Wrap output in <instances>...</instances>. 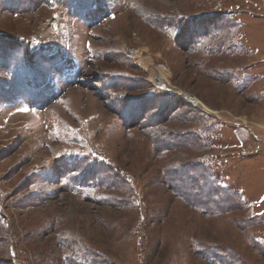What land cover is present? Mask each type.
<instances>
[{
	"label": "rangeland",
	"instance_id": "1",
	"mask_svg": "<svg viewBox=\"0 0 264 264\" xmlns=\"http://www.w3.org/2000/svg\"><path fill=\"white\" fill-rule=\"evenodd\" d=\"M1 35L0 264H264V0H47Z\"/></svg>",
	"mask_w": 264,
	"mask_h": 264
},
{
	"label": "trees",
	"instance_id": "2",
	"mask_svg": "<svg viewBox=\"0 0 264 264\" xmlns=\"http://www.w3.org/2000/svg\"><path fill=\"white\" fill-rule=\"evenodd\" d=\"M47 0H0V15L5 13H10V14H14V13H28V12H33L35 11L41 4L46 3ZM4 35H1V39H0V61H1V57L4 56V54L6 55V59H10V60H20V56H23V52L26 50L27 46L25 41H23V39L17 38L15 36L13 37H9L7 35H5V37H3ZM27 51V50H26ZM25 53V52H24ZM42 55V54H41ZM158 143L161 144V146H170V142L163 140V139H158ZM203 182H205V180H202ZM169 182L172 183V179H169ZM174 184V183H172ZM187 187L189 190H199L202 191L201 189H205L207 188L208 190H204L203 194L201 193V197L200 200L204 203L205 202H210L211 200L213 201V197L216 196V191L215 188L211 187L208 184H203L201 186V188H199L197 185H195L194 183H186ZM177 191L179 192V187L175 186ZM187 187L185 186V188L187 189ZM210 189L214 192H211ZM181 191V190H180ZM182 193V191H181ZM183 194V193H182ZM191 200H194L193 198H191ZM206 205V203H205ZM2 221L0 220V223ZM3 226L4 223H1ZM90 253V252H89ZM92 257V258H91ZM78 259V258H77ZM84 261L86 263H92V261H95L96 264H100V257L99 255L94 254L93 252H91V254L89 255H85L84 257ZM89 261V262H88Z\"/></svg>",
	"mask_w": 264,
	"mask_h": 264
},
{
	"label": "built area",
	"instance_id": "3",
	"mask_svg": "<svg viewBox=\"0 0 264 264\" xmlns=\"http://www.w3.org/2000/svg\"><path fill=\"white\" fill-rule=\"evenodd\" d=\"M58 18H53L51 20V22L49 23V25H51L52 27H55L57 24H58ZM42 41L41 39L38 37V36H32L31 39L29 40V45H28V50L30 51L31 54H34L36 53V51H38L39 49L42 48ZM44 55L47 57V58H51V57H54L56 54H58L60 52V49L57 47H51V48H46L44 49ZM138 49H132L129 51V56L135 60L138 61V65L141 66V67H144V62L143 60H141V54L139 55L138 54ZM167 69L166 65H161L159 71H156L157 73H161L160 71L164 72L165 70ZM152 82L154 84V86L156 87V89L158 90H161V91H168V90H171L174 94H176L177 96L181 97V98H185V100L188 101V103L190 102L188 99H186V97L183 95V94H186V93H181L179 92L178 93V90H173L171 89L170 86H167L165 85V83L162 81H155L154 79H152ZM181 93V94H180ZM189 98H192L193 96H191L189 94L188 96ZM189 104H192L193 106H200L199 104H194L193 102H190Z\"/></svg>",
	"mask_w": 264,
	"mask_h": 264
},
{
	"label": "bare ground",
	"instance_id": "4",
	"mask_svg": "<svg viewBox=\"0 0 264 264\" xmlns=\"http://www.w3.org/2000/svg\"><path fill=\"white\" fill-rule=\"evenodd\" d=\"M144 51V50H143ZM138 54L140 55L141 54V52H142V50L140 49V48H138ZM148 53V52H147ZM145 57H149V56H145ZM147 59V58H146ZM149 59V58H148ZM148 61V60H147ZM146 66H148V64L146 65ZM161 73H157L156 71H152L151 72V74H150V76H151V78L152 79H154L155 81H162V83L164 82L165 83V85H167V86H170V83L169 82H167V78L164 76V74H165V72H162V71H160ZM173 90H176V89H173ZM178 90V93L179 92H181V93H183L180 89H177ZM180 93V94H181ZM185 93V92H184ZM185 97H186V99H188L190 102H194V104H198V103H202L203 104V102L201 101V100H199L196 96H193V95H191V96H193L192 98H189L188 96H189V94L188 93H186V94H183ZM184 99V98H183ZM185 100V99H184ZM187 101V100H186ZM188 102V101H187ZM189 102V103H190Z\"/></svg>",
	"mask_w": 264,
	"mask_h": 264
},
{
	"label": "snow or ice",
	"instance_id": "5",
	"mask_svg": "<svg viewBox=\"0 0 264 264\" xmlns=\"http://www.w3.org/2000/svg\"><path fill=\"white\" fill-rule=\"evenodd\" d=\"M22 111H28V109H22Z\"/></svg>",
	"mask_w": 264,
	"mask_h": 264
}]
</instances>
